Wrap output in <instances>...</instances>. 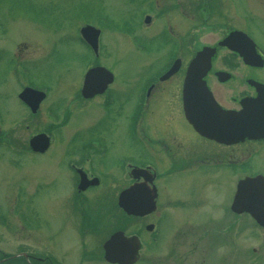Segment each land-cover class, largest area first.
Wrapping results in <instances>:
<instances>
[{"label": "flooded vegetation", "instance_id": "1", "mask_svg": "<svg viewBox=\"0 0 264 264\" xmlns=\"http://www.w3.org/2000/svg\"><path fill=\"white\" fill-rule=\"evenodd\" d=\"M197 1L195 6L192 2L188 4L198 11L195 22L201 24L208 17H219L221 21L218 26L222 31L220 39L212 45L196 46L191 37L185 33L176 34L169 28L165 36L170 37L171 40L168 41L173 45L170 46L159 72L144 81L128 126V135L137 149L151 151L156 162L163 165V170L159 171L154 162L130 155L119 156L107 170L104 167L100 169L101 165L93 163V157H104L106 151L96 138H77L80 128L70 131L66 138L57 139L38 132L37 134L47 136L44 140L46 144L41 151L34 150L30 142L36 134H30L21 143L15 139L14 129L6 131L10 126H5L0 117V145H6L10 151L20 155L23 154L22 151L48 153L49 150L56 149L59 157H65L63 166L68 175V190L63 191L64 195L59 203L60 218L56 231L59 233L66 226L75 243V247L72 244L63 247L56 245L55 230L49 231V218L46 214L39 216L32 207V199L38 194L36 189L25 191V195L28 194L26 208L29 209L26 211L29 214L22 211V193L15 190L10 194L7 204L14 242L13 252L5 255L0 250V261L8 259L3 263L9 261L10 264H219L224 259L221 250L230 240L233 241L231 236H239L241 225L258 226L248 213L235 209L233 201L237 185L243 178L264 177V172L253 169L251 164L255 158L264 156V75H257V71L264 68V42L251 35L248 29L251 19L240 18L235 7L223 3L219 13H214L212 11L215 10L214 3L217 0ZM187 12L192 18L190 11ZM159 14L156 13V17ZM202 14L206 17H202ZM150 16L142 15V27L151 22ZM201 17L203 21L200 20ZM155 21L154 19L152 23ZM86 25L89 24L84 23L78 29L79 39L90 54L85 72L94 67L106 68L101 64V32L92 26L97 29V37L94 47H91L79 33ZM157 33L158 31H154L151 38L156 37ZM231 33H244L251 40L257 55L253 62L250 60L246 63L237 52L220 45ZM238 44L242 45L240 39ZM205 47L213 49L207 70L205 63L193 67L195 55ZM216 63L219 67H214ZM84 73L77 93L78 99L84 102L99 95L98 105L102 109L110 108L114 102L113 93L119 91L111 87L115 82L114 74L111 72L110 82L102 89L99 83L95 92L85 98L81 93ZM189 75L191 82L187 84ZM211 81L223 89L227 85H231V88L226 94L221 89L217 95ZM25 87L29 86L23 85L21 91ZM186 87L189 91H186ZM198 88L200 93L206 91L207 97L204 100ZM35 90L44 91L46 97L47 91L44 88ZM21 91L17 93V100L24 106L26 115L31 117L36 114L43 100L32 111L18 98ZM154 92L156 97L153 99ZM193 92L196 94L192 96ZM155 101L156 137H151L145 130L143 115L145 112L149 114L150 105ZM141 108V121L134 122ZM46 110L51 113L48 108L44 109ZM209 120L213 121L212 126L207 125ZM15 125L13 122L10 128H15ZM48 132H53L52 127ZM54 161L56 162L55 156ZM118 169L117 176L114 172ZM246 169L251 171L246 173ZM210 175L218 180L210 178ZM180 176L199 181L202 190L211 189L212 192L221 194L222 196H218L222 201L209 202L210 197L205 193L198 200L194 198V191L181 198L180 192L175 189L167 190V181L174 179L177 183ZM109 177L111 182H119L117 188L112 183H107L110 182L106 179ZM103 179L107 186V190L102 192L104 200L98 198ZM81 180L86 184L83 188L80 186ZM130 188L141 192H136L137 198H131L133 205L129 201ZM89 191L91 193L86 197ZM93 193L94 196H90ZM120 193H127L124 206L119 205ZM139 198L145 200L140 202ZM88 199L94 201L90 202ZM130 204L143 213L130 214L125 209ZM210 205L215 212L214 216L209 217ZM102 212L116 222L120 220L122 225L114 227L109 222H94ZM178 214L179 223L176 228L171 225L169 228L164 227L166 219L174 222ZM1 219L0 207V224ZM117 232L124 237L120 235V241L114 244L117 252H114L113 257L117 261L109 262L104 258L103 244ZM65 256H73L75 261L67 262Z\"/></svg>", "mask_w": 264, "mask_h": 264}, {"label": "rangeland", "instance_id": "2", "mask_svg": "<svg viewBox=\"0 0 264 264\" xmlns=\"http://www.w3.org/2000/svg\"><path fill=\"white\" fill-rule=\"evenodd\" d=\"M191 2L194 6L198 3L197 0H0V117L5 126L16 124V129L8 127L6 131L14 129L15 139L24 143L30 134L44 132L49 138H66L70 131L80 128L77 138H96L106 151L104 157H93V163L101 165L100 169L107 170L119 156L130 155L154 162L159 171L163 170V165L156 162L151 151L137 149L128 135V126L144 81L159 72L173 45L168 41L170 37L165 36L169 28L176 34L185 33L196 46L212 45L220 39L222 31L218 23L221 19L208 17L206 21L202 18L206 17L205 14H202L200 20L204 21L197 24L195 18L199 14L195 7L188 6ZM223 3L235 7L240 18L249 17L251 35L264 42V0H217L212 12L219 13ZM156 13H160L158 17ZM146 14L151 15V22L142 27V15ZM154 19L156 21L152 23ZM84 23L100 30L101 64L115 76L111 87L119 89L118 93L112 92L114 102L108 109L98 105L99 95L84 102L77 97L90 60V54L78 36V29ZM154 31H158L157 36L151 38ZM15 63L21 66L20 72L14 69ZM257 75H264V68L257 71ZM213 82L210 84L217 95L221 89L226 94L231 88L227 85L223 89ZM23 85L47 91L36 114L31 117L26 115L24 106L17 100V93ZM155 97L156 92L153 99ZM45 108L51 113L44 111ZM149 111L148 115L146 112L143 115L144 127L151 137H156V101L151 103ZM50 127L53 129L51 133L48 132ZM22 153L17 154L6 145H0V207L4 212L0 224V250L4 254L13 252L7 206L10 194L15 190L22 193V211L29 214L25 191L32 188L38 192L32 199V207L39 216L46 214L49 218V231L55 230L56 245L72 244L75 247L66 226L61 232L56 231L60 218L59 203L63 191L68 190V175L63 166L65 157H59L56 149L48 153ZM251 164L253 169L264 172V156L255 158ZM118 171L114 172L117 176ZM250 171L245 170L246 173ZM120 177L124 179V176ZM105 183L103 179V187L98 190V198L103 200L102 192L107 190ZM107 183L117 188L119 182L110 180ZM166 185L167 190L173 188L180 192L181 198L194 191V198L198 200L205 193L210 197L209 202L222 201L221 194L211 189L202 190L199 181L184 179V176H180L177 183L169 179ZM90 193H86V197ZM214 212L210 205L209 217L214 216ZM95 220L98 224L112 223L114 227L122 225L120 220L116 222L103 212ZM178 223L179 214L174 222L166 219L164 227L176 228ZM231 238L233 241L230 240L221 250L224 259L219 264H264L263 228L241 225L239 236ZM65 259L70 263L75 261L73 256H65Z\"/></svg>", "mask_w": 264, "mask_h": 264}, {"label": "water", "instance_id": "3", "mask_svg": "<svg viewBox=\"0 0 264 264\" xmlns=\"http://www.w3.org/2000/svg\"><path fill=\"white\" fill-rule=\"evenodd\" d=\"M81 37L91 46L94 47V42L97 36V30L90 26H84L80 29ZM240 37V38H239ZM242 42V45L238 44V41ZM220 45L227 46L229 49L237 52L246 63H249L250 60H254L257 55L254 53L253 45L249 42L246 36L242 33H231L225 38L223 41L220 42ZM213 49L210 48H203L200 52H198L193 60V67L197 66L198 64H206V70L209 65V60L212 56ZM190 72V71H189ZM188 83L191 82L190 75L188 77ZM111 80V73L108 72L106 69L102 67H94L84 74L83 78V85L81 88L82 96L85 98L90 97L94 92L95 88L98 87L99 83L102 87L110 82ZM196 81V79H193ZM186 84V85H187ZM99 89V91L101 90ZM199 93L200 89L198 88ZM186 91H189V88L186 87ZM196 94L193 92L192 96ZM201 97L203 100L207 97V93L203 90L201 93ZM44 94L42 92L24 88L21 93L18 95V98L24 102L32 111H35L38 103L43 99ZM196 109V107L193 105ZM210 121V120H209ZM213 122V121H212ZM212 122L210 121L207 125L212 126ZM205 132H208L205 130ZM45 140L44 135H37L33 137L32 141L30 142L32 148L34 150L41 151L43 146H45V142L42 143V140ZM83 188V185H82ZM138 191V190H137ZM136 191V192H137ZM142 191V190H141ZM133 188L128 190L129 201L133 205L134 203L131 198H137V193L141 194V192L136 193ZM127 193H120L118 201L120 206H124V200L126 198ZM134 195V196H133ZM133 196V197H132ZM143 198H139V201L142 202ZM130 204L129 208L125 207L126 210L130 214H142L143 211L138 207H132ZM233 206L235 209L248 213L258 225L264 227V179L262 177H255V178H245L241 180L238 185L234 196ZM120 233L113 234L104 244V258L109 262L117 261L113 255L117 252L114 249V244L120 241ZM115 252V253H114Z\"/></svg>", "mask_w": 264, "mask_h": 264}]
</instances>
